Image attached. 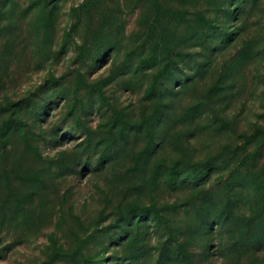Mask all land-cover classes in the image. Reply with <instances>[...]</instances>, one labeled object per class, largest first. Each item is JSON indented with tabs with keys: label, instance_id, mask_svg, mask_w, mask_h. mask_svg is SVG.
I'll use <instances>...</instances> for the list:
<instances>
[{
	"label": "rangeland",
	"instance_id": "374dc122",
	"mask_svg": "<svg viewBox=\"0 0 264 264\" xmlns=\"http://www.w3.org/2000/svg\"><path fill=\"white\" fill-rule=\"evenodd\" d=\"M0 264H264V0H0Z\"/></svg>",
	"mask_w": 264,
	"mask_h": 264
}]
</instances>
